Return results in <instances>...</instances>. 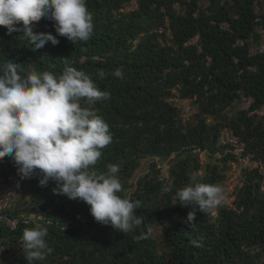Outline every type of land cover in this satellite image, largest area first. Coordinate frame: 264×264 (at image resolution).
I'll return each instance as SVG.
<instances>
[{
  "label": "trees",
  "instance_id": "1",
  "mask_svg": "<svg viewBox=\"0 0 264 264\" xmlns=\"http://www.w3.org/2000/svg\"><path fill=\"white\" fill-rule=\"evenodd\" d=\"M131 1L86 0L94 25L87 41L73 43L56 33L54 21L42 18L33 31L51 33L59 43L34 49L22 32L9 34L0 26V75L9 60L21 66V76L28 67L60 74L66 60L111 93L93 106L112 134L93 167L104 173L108 165H119V195L140 201L136 213L143 223L124 234L97 222L88 204L54 192L55 180L41 185L43 174L36 169L26 178L35 188L29 205L1 213L0 243L11 247L25 228L41 223L53 251L34 264H264V191L256 170L240 169L232 206L221 204L215 215L173 198L191 182L224 186L236 157L219 144L223 127L234 131L246 152L264 157V117L250 113L264 106V49L259 50L264 0H208L204 7L199 0ZM175 3L183 6L181 12ZM130 5L135 7L127 9ZM117 68L123 79L113 74ZM174 95L191 100L187 119L170 100ZM243 98L250 100L249 109L229 115ZM155 157L169 158L170 184ZM145 158L151 159L148 169L131 181ZM19 179L13 159L5 156L0 181ZM192 211L196 218L189 223ZM20 213L37 218L25 224ZM9 219H18L15 228ZM154 232L163 236L166 254ZM142 234L145 238L135 239ZM191 239L202 246H193ZM0 264L28 262L22 249Z\"/></svg>",
  "mask_w": 264,
  "mask_h": 264
},
{
  "label": "clouds",
  "instance_id": "2",
  "mask_svg": "<svg viewBox=\"0 0 264 264\" xmlns=\"http://www.w3.org/2000/svg\"><path fill=\"white\" fill-rule=\"evenodd\" d=\"M42 18L54 21L56 33L73 43L87 41L94 28L86 0H0V26L9 34L22 32L34 49L59 43L51 33L33 31ZM20 67L9 60L0 75V160L10 156L21 179L39 169L41 185L55 180L54 192L88 204L97 222L124 234L134 232L143 223L136 213L140 201L119 195L123 190L119 165H108L104 173L93 167L102 149L112 142L109 125L93 106L110 99L111 93L100 90L90 76L66 60L60 74L28 67L21 76ZM113 74L124 78L120 68ZM98 75L103 78L105 73L99 70ZM173 198L182 206H198L203 213L225 199L222 185L201 182L188 183ZM195 218V211L188 213L189 223ZM47 236L48 229L41 223L23 230L21 247L28 264L44 261L51 254ZM143 238V234L135 237ZM190 244L202 246L197 239Z\"/></svg>",
  "mask_w": 264,
  "mask_h": 264
},
{
  "label": "built area",
  "instance_id": "3",
  "mask_svg": "<svg viewBox=\"0 0 264 264\" xmlns=\"http://www.w3.org/2000/svg\"><path fill=\"white\" fill-rule=\"evenodd\" d=\"M131 5H136L135 0L131 1ZM131 5L127 7V9L131 8ZM120 10H123L121 8ZM261 32L264 33V28L261 29ZM264 49V40L262 41L261 45L259 46V50L262 51ZM170 100L177 103L179 107H182L181 116L184 119L188 118V113L185 111V102L190 101V99L183 98L180 99L178 96L174 95L170 98ZM244 101V107L243 109L248 110L250 107V100L243 98ZM251 114L264 117V106L260 108H255L250 111ZM264 122V120H263ZM218 141L220 145L226 146V150L230 151L235 157L236 160L230 161V167H229V179L232 181H236L237 178H240V169L246 168L249 170H256L261 175V190L264 191V157H256L253 153L246 152L245 150V143L234 133V131L229 127H223L219 133ZM219 156V154H218ZM157 157H155L153 160H156ZM237 171V172H236ZM232 174V177H231ZM239 183V180L234 185L236 187ZM235 188L231 189L229 191L230 193L234 191ZM23 194L22 188L13 181H0V219H1V213L5 211L6 209H11L12 204L17 200L19 196ZM234 199V196L231 197L230 201L226 199V204L228 206H232V201ZM224 202V203H225ZM223 204V203H222ZM216 210L214 209L210 212V215H215ZM37 218V215L34 213H20L18 215V219H22L23 223L28 224L31 221H34ZM18 219H9L8 225L11 228H15L16 223ZM22 238V237H21ZM19 239L17 243H15L13 246L9 247L3 243H0V248H3L2 251H0V260L8 259L11 256L18 255L21 250V243L22 239Z\"/></svg>",
  "mask_w": 264,
  "mask_h": 264
},
{
  "label": "rangeland",
  "instance_id": "4",
  "mask_svg": "<svg viewBox=\"0 0 264 264\" xmlns=\"http://www.w3.org/2000/svg\"><path fill=\"white\" fill-rule=\"evenodd\" d=\"M207 1L208 0H199L200 6H202V7L206 6L208 3ZM131 7H135V6H131ZM174 7L179 12H181L183 10V6L180 5L179 3H175ZM185 104H186L185 111H187V113L189 115L191 112H193L191 100L189 101V103L185 102ZM243 107H244V101L242 99H240L232 105V107L228 110V114L232 115L237 110H239ZM200 157H201V159H204L203 155H201ZM168 159L162 161V160H159V158L157 157L156 160H154V161L156 162V167L160 168V173L168 180V183L170 184L171 180L168 178V172H167L168 166H169ZM150 161H151L150 158H145V159H142L140 161L138 168L136 169L134 176H133L131 181L135 182L136 178L139 175L143 174L148 169ZM239 169H241V166L239 167ZM199 173H201V172H199ZM228 177H229V170H228V173L226 174L225 183L223 186L224 197H225L224 202L226 201V199L230 201L231 197L234 196V191H232L231 193L229 191H231V189L235 188L234 185L237 183L238 180H239V182H241L240 178H237L236 181H232L231 179H229L227 181ZM231 177H232V174H231ZM16 183L22 188L23 194L21 196H19L17 198V200L12 204L11 210H14L17 208H23L24 206H28L29 201H30V195H32L34 190H35L34 186L32 184H30L26 178L19 179ZM240 185H241V183H239L237 186H240ZM154 235H155V238L159 244L160 252L166 254L167 253V247H166V243L164 241L163 236L160 234V232H154ZM260 261L264 263V256H262Z\"/></svg>",
  "mask_w": 264,
  "mask_h": 264
}]
</instances>
